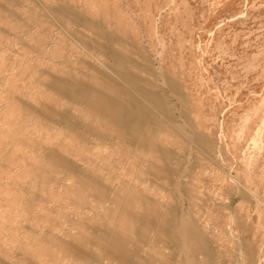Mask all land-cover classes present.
I'll use <instances>...</instances> for the list:
<instances>
[{"label":"rangeland","instance_id":"rangeland-1","mask_svg":"<svg viewBox=\"0 0 264 264\" xmlns=\"http://www.w3.org/2000/svg\"><path fill=\"white\" fill-rule=\"evenodd\" d=\"M86 19L96 26H84ZM104 32L144 51L180 82L187 129L198 130L206 145L200 149L168 133L169 159L131 147L138 155L130 164L134 183L172 218L191 213L210 251L209 260L195 254L198 264H264V0H0V257L85 264L34 240L30 229L48 218L69 232L91 231L95 212L88 205L96 203L93 196L81 202L75 178L44 156L55 149L85 165L83 155L72 153L71 145L80 144L66 124L39 109L72 110L70 99L45 81L88 72L87 62L102 67L104 59L81 34L100 39ZM151 162L173 168L155 176ZM142 170H149L150 181L139 178ZM155 247L181 264L175 236L164 234Z\"/></svg>","mask_w":264,"mask_h":264},{"label":"bare ground","instance_id":"bare-ground-1","mask_svg":"<svg viewBox=\"0 0 264 264\" xmlns=\"http://www.w3.org/2000/svg\"><path fill=\"white\" fill-rule=\"evenodd\" d=\"M55 10L63 9L56 7ZM71 12L76 14L74 10ZM84 22V26H96L90 19ZM81 36L87 48L98 51L104 59L102 67L87 62L88 72L50 75L45 83L59 96L69 98L72 110L44 104L39 112L57 123L64 122L73 141L80 144L71 145L72 153L84 156V166L55 149L47 150L44 156L54 165L64 166L75 178L81 202L93 196L96 203L91 201L88 205L89 210L95 212L89 218L92 219L88 223L91 231L69 232L63 223L45 218V224L36 221V227L30 228L36 233L34 240L61 247L67 255L85 264H177L163 257L155 247L164 234L170 233L176 238L181 264H198L196 253L206 255L209 260V245L191 213L184 211L172 218L160 200L134 183L135 173L130 165L138 156L131 147L157 152L169 159L171 152L165 144L168 133L176 134L190 145L202 144L198 130L187 129L184 117L188 113V98L180 82L156 67L144 51L130 47L124 38L113 34L106 37L105 32L102 40ZM113 42L117 45H112ZM110 148L113 149L104 153ZM150 167L155 176L173 168L152 162ZM148 171L138 174L144 182L150 181ZM176 185L179 188V184ZM97 209L102 212L98 213ZM39 226L47 228L39 232ZM0 264L20 263L0 257Z\"/></svg>","mask_w":264,"mask_h":264}]
</instances>
